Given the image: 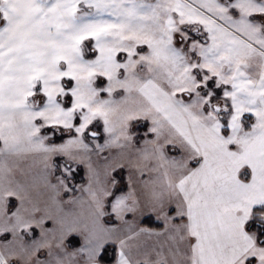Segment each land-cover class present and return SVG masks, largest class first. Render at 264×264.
<instances>
[{
	"label": "snow or ice",
	"instance_id": "1",
	"mask_svg": "<svg viewBox=\"0 0 264 264\" xmlns=\"http://www.w3.org/2000/svg\"><path fill=\"white\" fill-rule=\"evenodd\" d=\"M0 264H264V0H0Z\"/></svg>",
	"mask_w": 264,
	"mask_h": 264
},
{
	"label": "crops",
	"instance_id": "2",
	"mask_svg": "<svg viewBox=\"0 0 264 264\" xmlns=\"http://www.w3.org/2000/svg\"><path fill=\"white\" fill-rule=\"evenodd\" d=\"M89 58H92L90 55H89ZM66 138V137H65ZM57 142H61V140L60 141H57ZM82 171H83V173H84V169L82 168ZM118 175H120V177L122 178V182H121V187H124V182H125V180H126V178H127V171L125 170L124 172H122V173H119ZM85 182V177H84V174H83V180L81 181V182H78V183H84ZM126 190V189H125ZM76 194H77V192H75ZM75 194V195H76ZM65 198H68V197H65ZM50 222H48L47 224H46V226L47 227H49L50 226V224H49ZM155 223H153V222H147V224H145V225H143V226H146V227H153V225H154ZM39 234V232H38V230H37V235ZM66 243H68L69 244V248H68V250L69 251H71L72 250V247L73 246H77L79 243H81V240H80V238L78 237V236H75V237H73L72 238V240L70 241H66Z\"/></svg>",
	"mask_w": 264,
	"mask_h": 264
},
{
	"label": "trees",
	"instance_id": "3",
	"mask_svg": "<svg viewBox=\"0 0 264 264\" xmlns=\"http://www.w3.org/2000/svg\"><path fill=\"white\" fill-rule=\"evenodd\" d=\"M141 132H142V128H141ZM50 135H51V133H50ZM53 139H55L56 141H60L61 140V137L59 136V134H56L55 136H53ZM82 180H83V171H82V168H81L80 171L78 172V174L76 175L75 182L78 183V182H81ZM147 222H153V223H155L151 219H144L142 221L143 225L147 224ZM153 227H157L156 223L153 225ZM72 238H70V241L72 240Z\"/></svg>",
	"mask_w": 264,
	"mask_h": 264
},
{
	"label": "rangeland",
	"instance_id": "4",
	"mask_svg": "<svg viewBox=\"0 0 264 264\" xmlns=\"http://www.w3.org/2000/svg\"><path fill=\"white\" fill-rule=\"evenodd\" d=\"M91 56V55H90ZM84 177H85V182L83 183V184H86L87 183V177H86V175H85V170H84ZM120 176V175H119ZM76 194V193H75ZM81 195V193L79 192V191H77V194H76V196H80ZM65 200H67V198H65ZM50 224V226L49 227H51L52 225H51V222L49 223ZM79 237V236H78ZM80 238V240H81V243H82V237H79ZM44 256H46V251L45 252H42L41 253V258H43Z\"/></svg>",
	"mask_w": 264,
	"mask_h": 264
}]
</instances>
